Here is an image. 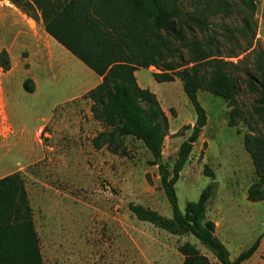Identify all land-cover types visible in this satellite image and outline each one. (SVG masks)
<instances>
[{
    "label": "trees",
    "instance_id": "obj_1",
    "mask_svg": "<svg viewBox=\"0 0 264 264\" xmlns=\"http://www.w3.org/2000/svg\"><path fill=\"white\" fill-rule=\"evenodd\" d=\"M8 1L27 17L40 20L48 35L100 77L83 95L90 101L93 120L106 127L92 138L93 146L117 152L123 148V138L131 136L153 156L172 215L165 217L139 203L128 204L131 214L171 235H191L219 264H239L249 256L261 236L230 260L214 233V223L205 219V202L215 192L216 182H209L183 211L174 184L206 124L198 91L227 101L229 126L242 116L236 100L241 83L257 94L258 115L264 112V50L255 37V0ZM150 66L157 69L152 72L156 82L179 78L195 112L191 134L179 145L170 170L166 162H157L168 133L167 115L156 95L140 87L135 77L136 70ZM0 67L10 68L4 48ZM29 81H23V89L31 93L34 85ZM189 127L183 125L180 131ZM250 131L243 135V145L258 181L249 186L247 198L260 201L264 199V134ZM203 174L214 176L206 164ZM176 249L183 256L182 264H211L189 240ZM0 264H44L28 193L18 172L0 177Z\"/></svg>",
    "mask_w": 264,
    "mask_h": 264
},
{
    "label": "rangeland",
    "instance_id": "obj_2",
    "mask_svg": "<svg viewBox=\"0 0 264 264\" xmlns=\"http://www.w3.org/2000/svg\"><path fill=\"white\" fill-rule=\"evenodd\" d=\"M255 4V37L264 50V0H255ZM48 48V54L36 47L23 48L12 57L9 73L3 74L0 67L5 123L10 125L6 131L12 134L23 127L27 138L0 143V177L12 172L22 177L41 248L45 250L50 237L55 238L59 250H71L84 241L94 248L100 243L112 248L121 236L137 229L142 233V245L156 232L168 234L137 220L128 209L129 203H139L165 217L172 215L153 156L141 140L131 136L123 138V148L117 152L93 146L92 138L106 127L93 120L90 101L83 95L100 82L98 76L55 41L51 40ZM150 70L157 71L153 66ZM136 75L139 84L156 95L167 115L168 133L160 160L170 170L179 145L191 134L195 112L178 77L159 83L147 68H139ZM25 79L31 80L28 85L33 83V92L24 91ZM240 86L236 100L242 116L235 119L234 126L228 125L227 101L206 91L197 92L207 120L174 184L181 211L211 182L203 174L205 164L223 183H246L250 172H254L250 156L246 151L242 153L241 145L243 135L250 130L264 134V112L258 115L257 94L245 83ZM51 106L56 107L50 120L41 131L33 133L39 119L49 115ZM3 122L0 115V126ZM183 125L190 127L180 131ZM207 143L209 150L204 157ZM86 217L92 221L86 222ZM184 238L216 264L198 240L191 235Z\"/></svg>",
    "mask_w": 264,
    "mask_h": 264
},
{
    "label": "crops",
    "instance_id": "obj_3",
    "mask_svg": "<svg viewBox=\"0 0 264 264\" xmlns=\"http://www.w3.org/2000/svg\"><path fill=\"white\" fill-rule=\"evenodd\" d=\"M41 31L46 36L41 34ZM51 40L55 41L44 31L40 20L35 21L27 17L8 0H0V50L4 48L8 52L10 61L23 48L36 47L40 52L48 54V45ZM151 67L147 69L152 73ZM6 73H9V70L3 72V74ZM135 77L138 85L142 87L137 80L136 72ZM98 79L100 81V77ZM2 85L1 78L0 115L4 122L0 126V143L6 144L9 140L17 139L25 141L27 138H25L26 133L23 127L12 134L6 131L10 125L5 123L7 119L4 114L6 99ZM55 107L51 106L49 115L39 119L33 133L41 131L48 123ZM202 139L206 140V138ZM241 147L242 153L246 154L243 144ZM208 150L207 143L204 157ZM212 171L214 176L210 177L211 182L216 180L217 188L205 202V219L214 223V233L228 250L230 260H235L261 236L257 248L239 264H264V218L260 221L259 216L262 213L261 216L264 217V199L250 201L247 198L249 186L258 181L255 171L250 172V178L246 183H223L217 180L215 170L212 169ZM85 221L91 222L92 218L86 217ZM141 234L139 229L125 233V236H121L122 238H119L116 246L112 248L103 243L94 248L89 241H84L82 246L71 250H59L55 238L50 237L48 246L45 250L40 246V251L44 264H182L183 256L177 251L176 245L186 241L185 236L156 232L153 236H147L149 242L142 245ZM216 264L219 263L216 261Z\"/></svg>",
    "mask_w": 264,
    "mask_h": 264
},
{
    "label": "water",
    "instance_id": "obj_4",
    "mask_svg": "<svg viewBox=\"0 0 264 264\" xmlns=\"http://www.w3.org/2000/svg\"><path fill=\"white\" fill-rule=\"evenodd\" d=\"M157 162H158V164L161 162L160 158H158V161Z\"/></svg>",
    "mask_w": 264,
    "mask_h": 264
}]
</instances>
